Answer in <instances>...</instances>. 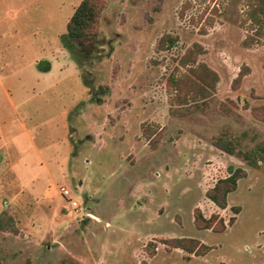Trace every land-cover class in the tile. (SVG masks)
Returning <instances> with one entry per match:
<instances>
[{
	"label": "rangeland",
	"instance_id": "1",
	"mask_svg": "<svg viewBox=\"0 0 264 264\" xmlns=\"http://www.w3.org/2000/svg\"><path fill=\"white\" fill-rule=\"evenodd\" d=\"M81 1L0 0V74L57 54ZM105 1L99 35L75 40L80 82L67 76L23 108L39 109L31 125L72 103L71 180L60 191L78 205L47 227L48 214L24 199L12 211L1 194L0 264H264V32L245 45L255 33L249 0ZM167 34L178 40L159 49ZM196 44L198 62L218 76L208 97L198 93L197 64H180ZM65 50L60 63L78 64ZM5 91L0 85V110L10 111ZM221 139L251 158L221 150ZM230 167L246 175L221 208L207 192Z\"/></svg>",
	"mask_w": 264,
	"mask_h": 264
},
{
	"label": "crops",
	"instance_id": "2",
	"mask_svg": "<svg viewBox=\"0 0 264 264\" xmlns=\"http://www.w3.org/2000/svg\"><path fill=\"white\" fill-rule=\"evenodd\" d=\"M53 49L57 54L50 52L43 53L46 54L43 56L40 53L33 64H22L17 71L0 74V85L6 89L13 107L10 111L0 110V195L5 194L9 198L8 207L12 211H17L18 203L24 199L25 204L35 207L37 213L48 214L51 220L47 227L52 225L53 218L62 220L59 214L63 208L72 207L70 198L60 191L61 186H67L66 182L71 180L67 166L73 144L69 138L71 133L68 135L70 126L66 116L72 103L71 106L59 103L57 116L53 112L54 118L45 122L35 119L31 125L28 120L38 115L39 109L23 108L27 101L59 86L67 76H73L77 82L82 79L77 64L60 63V59L66 61L65 47H60L59 51L55 46ZM41 60L50 62V70H40ZM16 85L19 86L15 87L16 91L10 89ZM12 91L17 93L15 99ZM86 91L85 86L81 94H76L75 104L85 100ZM45 96L44 101L50 102V98ZM45 128H48L46 135L43 134ZM56 128L64 137L56 136Z\"/></svg>",
	"mask_w": 264,
	"mask_h": 264
},
{
	"label": "trees",
	"instance_id": "3",
	"mask_svg": "<svg viewBox=\"0 0 264 264\" xmlns=\"http://www.w3.org/2000/svg\"><path fill=\"white\" fill-rule=\"evenodd\" d=\"M247 5V20L251 22L254 27L252 29L255 31L254 34L247 36L244 41L245 45L250 46L253 43L262 41L261 35L264 32V0H249ZM105 7V0H82L67 23L66 34L61 36L62 44L72 53L80 68L82 62H80L79 54L84 55V52L82 44L75 42V40L97 37L99 35L98 26ZM177 40V37L167 34L160 39L159 49H165L166 45L171 47ZM195 47H197V50L190 49L181 56L180 64H197L191 68V71L195 74L200 73L198 77L202 84H199L198 93L202 95V97H208L212 94L210 89H215L216 87L218 76L214 70L204 65L205 63L198 62L197 56L201 52V49L198 44H196ZM39 68L41 71L50 70V62L48 60L40 61ZM185 76L186 74L183 75V77ZM83 82L87 87H93L92 80L89 77L86 78V76L83 75ZM94 98L98 103L102 102L98 94H95ZM215 146L231 155L241 154L247 160L251 158L249 153L237 152L233 144L224 142L222 139L216 140ZM229 170L230 175L220 179L217 184L207 192L209 199L221 208L227 207L228 195L237 188L239 179L246 175L245 170L240 167H230ZM239 211L240 209L236 208V213ZM199 219L204 222L203 225L205 228L212 227L213 221L211 218H203L202 214H200ZM199 219L197 218V220ZM234 220L235 217L231 218V223L234 222Z\"/></svg>",
	"mask_w": 264,
	"mask_h": 264
},
{
	"label": "built area",
	"instance_id": "4",
	"mask_svg": "<svg viewBox=\"0 0 264 264\" xmlns=\"http://www.w3.org/2000/svg\"><path fill=\"white\" fill-rule=\"evenodd\" d=\"M64 195L65 196H68L70 198V202L72 203V206L74 207V205H78V202L77 201H74V199L71 198V195H70V190L68 189H64Z\"/></svg>",
	"mask_w": 264,
	"mask_h": 264
}]
</instances>
